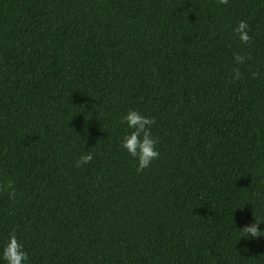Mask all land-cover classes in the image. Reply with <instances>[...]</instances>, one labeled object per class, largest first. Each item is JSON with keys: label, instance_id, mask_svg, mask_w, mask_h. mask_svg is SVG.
Wrapping results in <instances>:
<instances>
[{"label": "trees", "instance_id": "trees-1", "mask_svg": "<svg viewBox=\"0 0 264 264\" xmlns=\"http://www.w3.org/2000/svg\"><path fill=\"white\" fill-rule=\"evenodd\" d=\"M131 108L158 140L139 172ZM254 219L264 0H0V245L14 231L28 264H264V237L240 238Z\"/></svg>", "mask_w": 264, "mask_h": 264}, {"label": "clouds", "instance_id": "clouds-1", "mask_svg": "<svg viewBox=\"0 0 264 264\" xmlns=\"http://www.w3.org/2000/svg\"><path fill=\"white\" fill-rule=\"evenodd\" d=\"M226 0H221V3ZM248 26L244 21H241L234 29L235 34L241 42H247L249 36L247 34ZM233 59L237 63H241L244 57L240 55H234ZM240 76L237 70L234 74V79ZM121 123H123L127 129L125 134L120 140V147L127 152V154L133 157L136 161V170L142 171L147 168L150 163L158 157V151L156 145L158 143L157 138L151 133V127L154 124V119L150 118L138 110L131 108L121 116ZM93 159V153L91 151L85 152L80 155L76 161L77 166L85 165ZM5 188L11 187L9 181ZM13 193L9 191V196ZM262 222L259 219H254V222L245 224L239 228L240 238H260L264 237V228H260L259 225ZM246 251V249H245ZM0 264H28V253L24 249L23 244L17 239L15 232H10L7 240L0 245Z\"/></svg>", "mask_w": 264, "mask_h": 264}]
</instances>
